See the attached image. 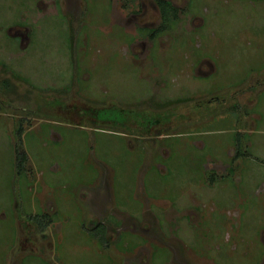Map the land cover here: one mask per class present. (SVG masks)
Returning <instances> with one entry per match:
<instances>
[{
  "label": "rangeland",
  "instance_id": "1",
  "mask_svg": "<svg viewBox=\"0 0 264 264\" xmlns=\"http://www.w3.org/2000/svg\"><path fill=\"white\" fill-rule=\"evenodd\" d=\"M171 1L0 0V264H264V0Z\"/></svg>",
  "mask_w": 264,
  "mask_h": 264
},
{
  "label": "crops",
  "instance_id": "2",
  "mask_svg": "<svg viewBox=\"0 0 264 264\" xmlns=\"http://www.w3.org/2000/svg\"><path fill=\"white\" fill-rule=\"evenodd\" d=\"M237 142V141H236ZM168 152H170L169 150H167V151H165V153H163L161 156H160V158L161 159H165V157L167 156L168 157V155H169V153ZM146 155V154H145ZM184 155V154H183ZM192 155V154H191ZM190 155V156H191ZM191 158H194V160H197V161H200L201 162V160L203 159V156H201V155H197V154H194L193 155V157H191ZM190 160V159H189ZM193 160V162H195ZM191 161V160H190ZM200 164V166L202 165V167L204 168V162H203V160H202V163H195V164H193V167H191L192 169H190V168H187V171H188V174H189V176H187V180L188 181H186V182H184L183 180L181 181V182H179V190H180V192L181 193H188V195H187V200L186 201H183V199L181 198V197H179V198H177L176 200V204H177V202H181L183 205H185V204H187V203H189L188 205H186V207L185 208H195L196 209V213L198 214V217L200 218V220H198L199 221V223H201L202 222V220H205V219H203V217H205L206 219H208V217H207V215L209 216V218H212V217H214V215H212V212L211 211H214V208L216 207V203H212V204H209V207H210V211L209 212H207V215H206V213H205V211L203 212V208H201V207H203V206H206V202H200L199 204H198V202L196 203V201L193 199V202L192 201H190V195H191V193L192 194H196L197 195V197H198V199L201 197L200 196V188L202 187V186H205L206 187V185H204L205 183H203V177H204V175H202L201 174V172L203 173L204 171H205V169H198L197 168V166ZM186 166V165H185ZM186 168V167H185ZM204 170V171H203ZM231 170H233V169H231V168H229V170H224V172H218V171H220V169H218L217 171L215 170V172L214 173H212L213 175H212V177L213 178H211V180L213 181V185L215 184V183H222V185H224L226 188H229L228 187V185H230V186H233V184H235V183H237L238 182V184H237V187L238 188H240L241 187V181H242V179H241V177H240V175H239V178L237 179V180H235V173L234 174H229L230 173V171ZM238 170V171H237ZM236 171L237 172H242V169L240 170L239 168L237 169ZM207 173V172H206ZM205 173V174H206ZM208 174V173H207ZM219 174V175H218ZM140 175V174H139ZM234 175V176H233ZM211 176V175H210ZM216 181V182H215ZM224 182V183H223ZM213 185H207V186H210V187H212ZM142 186V197H141V199H143V192H145V194L146 193H148V192H150V191H153L152 189H149V188H147V187H145L144 185H141ZM194 187H195V189H194ZM225 187H223V188H220V189H224ZM237 188V189H238ZM197 189H199V191L197 192ZM111 190H112V192H113V189L111 188ZM151 193V192H150ZM149 193V194H150ZM147 196V195H146ZM222 196H225V199L227 198V199H230V200H232L233 201V203L234 204H236V208L237 207H239V208H237V209H239V210H241V209H243V214H240L238 217L239 218H242L243 216H245L246 214H248V212L247 211H250L249 210V208L247 209V206H245L246 204H244V202H246L244 199H242V198H240V196L241 195H239L238 196V193H236L234 190L231 192V191H228V189H226V190H224V194L222 195ZM192 197V196H191ZM147 198L149 199V197L147 196ZM151 199V198H150ZM166 199V198H165ZM165 199L164 200H161V201H165ZM182 199V200H181ZM238 199H239V201H242L243 202V205H244V207H241V206H238V204H237V202H238ZM145 200V199H144ZM154 200V199H153ZM146 201V200H145ZM188 201V202H187ZM248 201V200H247ZM168 202H171V201H168ZM146 203V202H145ZM145 203H142L141 202V205L139 206V204L136 206V209L137 208H139V209H144V210H146L147 208V205L145 204ZM172 203V202H171ZM175 203H173V205L175 204ZM123 204V203H122ZM153 204V203H152ZM228 202H226V206H225V203L224 204H222V207L223 208H221L220 210H218V212L215 214V216L216 217H219L218 215H221V219L223 218V219H225L224 217L226 216V219L228 218V217H231L232 218V216H228L227 215V213H226V215H224V210L226 209V207H228V208H232L233 206L232 205H230V204H228ZM179 205H181L180 203H179ZM259 206H260V204H258ZM121 206V205H120ZM151 207H154V204L151 206ZM155 207H158V206H156V204H155ZM162 207H164V206H160V208H162ZM182 206H180V208H181ZM134 209V208H133ZM162 209H164V208H162ZM231 210H233V209H231ZM219 211H220V213H219ZM143 215H142V217L144 218V214H145V212H143L142 213ZM166 215V209L164 210V212L163 213H161V218H164V217H166L165 216ZM223 215H224V217H223ZM227 222V221H226ZM225 222V223H226Z\"/></svg>",
  "mask_w": 264,
  "mask_h": 264
},
{
  "label": "trees",
  "instance_id": "3",
  "mask_svg": "<svg viewBox=\"0 0 264 264\" xmlns=\"http://www.w3.org/2000/svg\"><path fill=\"white\" fill-rule=\"evenodd\" d=\"M161 12L162 24L159 27L150 29V36L156 38L168 30L177 20V13L179 8L171 0H156ZM157 120L151 122V126L155 124ZM24 129L22 126L19 127V137L21 138ZM20 145L16 148V162L18 173L22 174L25 170V163L28 160V154L25 149L20 148ZM41 222V220H40ZM42 223V222H41ZM91 235L96 236L99 242L107 239V231L105 225H99L95 231H90ZM102 242V241H101Z\"/></svg>",
  "mask_w": 264,
  "mask_h": 264
},
{
  "label": "flooded vegetation",
  "instance_id": "4",
  "mask_svg": "<svg viewBox=\"0 0 264 264\" xmlns=\"http://www.w3.org/2000/svg\"><path fill=\"white\" fill-rule=\"evenodd\" d=\"M163 153H165V152H163Z\"/></svg>",
  "mask_w": 264,
  "mask_h": 264
}]
</instances>
